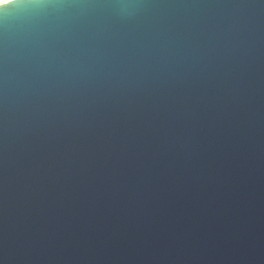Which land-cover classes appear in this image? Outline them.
I'll return each mask as SVG.
<instances>
[{
    "label": "water",
    "instance_id": "1",
    "mask_svg": "<svg viewBox=\"0 0 264 264\" xmlns=\"http://www.w3.org/2000/svg\"><path fill=\"white\" fill-rule=\"evenodd\" d=\"M0 264H264V0L1 3Z\"/></svg>",
    "mask_w": 264,
    "mask_h": 264
},
{
    "label": "bare ground",
    "instance_id": "2",
    "mask_svg": "<svg viewBox=\"0 0 264 264\" xmlns=\"http://www.w3.org/2000/svg\"><path fill=\"white\" fill-rule=\"evenodd\" d=\"M6 1H8V0H0V4L3 3V2H6Z\"/></svg>",
    "mask_w": 264,
    "mask_h": 264
}]
</instances>
